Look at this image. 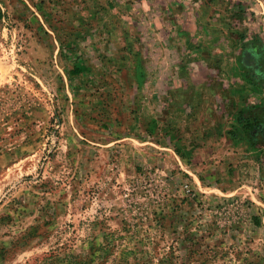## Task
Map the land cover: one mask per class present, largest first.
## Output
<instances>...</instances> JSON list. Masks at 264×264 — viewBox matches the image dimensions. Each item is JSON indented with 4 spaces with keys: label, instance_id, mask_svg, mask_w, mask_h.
<instances>
[{
    "label": "rangeland",
    "instance_id": "1",
    "mask_svg": "<svg viewBox=\"0 0 264 264\" xmlns=\"http://www.w3.org/2000/svg\"><path fill=\"white\" fill-rule=\"evenodd\" d=\"M183 6L220 21L227 74L184 115L142 98L154 132L113 76ZM261 76L264 0H0V264H264Z\"/></svg>",
    "mask_w": 264,
    "mask_h": 264
},
{
    "label": "crops",
    "instance_id": "2",
    "mask_svg": "<svg viewBox=\"0 0 264 264\" xmlns=\"http://www.w3.org/2000/svg\"><path fill=\"white\" fill-rule=\"evenodd\" d=\"M178 10L180 11L179 15L173 12H169V15L167 14V22L163 20L161 22V17L159 16L158 23L161 26L155 25L152 33L150 32V34H154V43L156 45L154 49L158 53L152 48L148 49L147 42H143L148 36V32L145 31L144 36L138 37L140 44L142 43V49L139 50L138 58L133 65V71L136 70L135 73L137 74L135 78L136 84H132L133 87H129L133 93L138 92L143 98L154 99L157 105L160 106V110L163 108V104L169 107L171 116V112H175L177 109L181 110L184 115L187 108L194 111L204 107V105L209 107L207 101L211 100L212 96L210 92L206 93V89L211 87V84L208 83H214L226 77L227 61L229 60L227 58L225 39L221 42V28L215 29L213 27L220 25V21L215 22L212 20L209 22L210 24L206 25L199 19L200 14L199 12L197 13L196 9L191 10V8L183 6L181 10ZM139 21L141 25L146 23L141 15H139ZM186 25H190L193 28L186 29ZM222 32L225 33L224 30ZM159 35L167 37L166 41H158L157 37ZM164 51L165 53H170L169 70H167V64L164 62V58H168ZM185 56L194 67L186 75L180 74L178 69L173 70L174 63L176 62L177 65ZM247 56L251 57L250 54H247ZM147 61L153 62L155 65L154 71L149 68L150 66L148 67ZM247 61H249L247 68L251 70L250 74H254V67L257 65L258 60L248 58ZM169 78L171 80L170 86L167 82ZM257 80L264 87V77L261 76ZM135 87H137V91H135ZM218 92L219 94L221 93V88L218 89ZM145 104L148 103L140 101L142 108H144ZM181 113L180 116L182 117ZM151 115L157 122L156 117L158 115L153 112Z\"/></svg>",
    "mask_w": 264,
    "mask_h": 264
},
{
    "label": "trees",
    "instance_id": "3",
    "mask_svg": "<svg viewBox=\"0 0 264 264\" xmlns=\"http://www.w3.org/2000/svg\"><path fill=\"white\" fill-rule=\"evenodd\" d=\"M137 39H138V36H137ZM129 50H130V45H129ZM138 53H139V50L137 52H135L134 49H132V52L125 53L124 58H123L124 63L120 64V66H119L120 71L118 73H116V75H114L113 77L115 79L120 77V83H121V86L124 90V93H125V91H127L128 95H130L129 98H128V96H126L125 106H126V109L128 110V112H127L128 115L131 114L130 115L131 120L132 119L138 120L141 117H144V118L146 117L147 123L149 124V127L151 128V130L154 132H157L158 122H156L154 120V117L151 115V113H148L146 115L147 112H145L144 108H142L140 106V101L143 98V96L138 92L133 93L129 89V87L132 86V84H136L135 78H136L137 74L135 73L136 70L133 71V69H134L133 65L136 63V60L138 58ZM71 74L77 75L78 69L73 68L71 71ZM134 89H135V91H137V87H135ZM71 257L73 258L72 261H69L66 264H75V263H73V261L76 262L75 261L76 257H73V256H71ZM83 260L87 264H92V262L88 258H83ZM36 264H57V263L54 260V255L51 254V255H47V256L43 257L41 260H36Z\"/></svg>",
    "mask_w": 264,
    "mask_h": 264
}]
</instances>
